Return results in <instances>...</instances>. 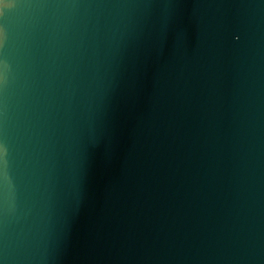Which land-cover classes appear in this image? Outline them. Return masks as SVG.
Segmentation results:
<instances>
[{"label": "water", "instance_id": "obj_1", "mask_svg": "<svg viewBox=\"0 0 264 264\" xmlns=\"http://www.w3.org/2000/svg\"><path fill=\"white\" fill-rule=\"evenodd\" d=\"M0 264H264V0H0Z\"/></svg>", "mask_w": 264, "mask_h": 264}]
</instances>
